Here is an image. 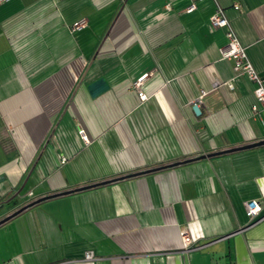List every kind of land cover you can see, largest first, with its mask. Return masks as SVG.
<instances>
[{
	"label": "crops",
	"instance_id": "1",
	"mask_svg": "<svg viewBox=\"0 0 264 264\" xmlns=\"http://www.w3.org/2000/svg\"><path fill=\"white\" fill-rule=\"evenodd\" d=\"M217 1L264 76V0ZM189 2L0 1V219L138 172L2 222L0 264H264V143L201 157L264 140V106Z\"/></svg>",
	"mask_w": 264,
	"mask_h": 264
},
{
	"label": "built area",
	"instance_id": "2",
	"mask_svg": "<svg viewBox=\"0 0 264 264\" xmlns=\"http://www.w3.org/2000/svg\"><path fill=\"white\" fill-rule=\"evenodd\" d=\"M4 1V0H0ZM204 0H190L188 5L185 8V11H193L197 7V3ZM215 4L214 12L209 17V23L214 28H222L224 31V35L226 38V42L223 46L220 47V55L222 58L230 59L232 61L233 70L237 74L244 75L248 80H250L254 84L253 92L260 102L262 106H264V76H262L252 65L250 59L247 56L245 51V47L241 44L237 33L235 32L233 26L231 25L229 19L226 17L224 13L223 7L218 3L217 0H212ZM168 6V5H166ZM235 8H239V4H234ZM84 25V21L80 20L73 24L72 29L81 28ZM153 72H147L136 78L132 81L133 88L137 91V94L141 100H145L147 98L146 93L142 90V85L145 80L152 74ZM219 85H227L229 88H233L232 81H225L220 83H215V85L210 89L213 90ZM207 89H200L197 97L193 101V104L199 105L202 103L204 96L210 91ZM253 110L256 111L257 107L253 105ZM79 135L83 139V141L88 142V137L83 129L78 130ZM62 161H65V157H61ZM244 207L246 213L250 217L256 216L261 210V204L258 199H250L244 202ZM181 239L185 246L190 244L191 238L186 232V230H181ZM85 259H94L95 255L92 251H86L84 253Z\"/></svg>",
	"mask_w": 264,
	"mask_h": 264
},
{
	"label": "water",
	"instance_id": "3",
	"mask_svg": "<svg viewBox=\"0 0 264 264\" xmlns=\"http://www.w3.org/2000/svg\"><path fill=\"white\" fill-rule=\"evenodd\" d=\"M193 109L195 110L196 113H200L201 112V109L197 105H194ZM261 143H264V140L257 141V142H254V143L245 144V145H241V146L227 148V149H224V150H221V151H217V152H210V153H207L205 155H202L201 157H209V156H212V155H215V154H220V153H223V152H231V151H235V150H240V149L251 147V146H255V145H258V144H261ZM186 160H190V159H186ZM140 172H143V171H140ZM136 173H138V172H136ZM136 173H132V174H129V175H133V174H136ZM108 181L109 180H105V181H101V182H98V183L84 185V186H81V187H78V188H75V189H70V190H66V191H62V192H57V193L45 195L43 197H39V198H37V199H35L33 201H30V202L26 203L25 205H22L21 207H19L18 209H16L12 213H9L8 215L2 217L0 219V224L2 222H4V221L8 220L12 216L16 215L17 213L21 212L23 209H25V208H27V207H29V206H31V205L43 200V199L51 198V197H54V196H58V195H61V194H64V193L71 192L73 190H79V189L88 188V187L95 186L97 184L108 182Z\"/></svg>",
	"mask_w": 264,
	"mask_h": 264
},
{
	"label": "trees",
	"instance_id": "4",
	"mask_svg": "<svg viewBox=\"0 0 264 264\" xmlns=\"http://www.w3.org/2000/svg\"><path fill=\"white\" fill-rule=\"evenodd\" d=\"M128 176H130L129 174H127V175H122V176H119V177H114V178H112V179H109V181H114V180H117V179H120V178H125V177H128ZM108 181V182H109ZM73 191H75V190H73Z\"/></svg>",
	"mask_w": 264,
	"mask_h": 264
}]
</instances>
